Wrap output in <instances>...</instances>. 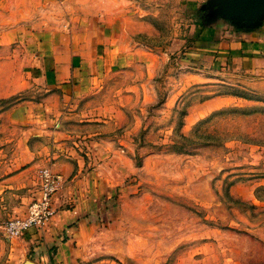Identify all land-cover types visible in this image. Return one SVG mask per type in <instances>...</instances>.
I'll list each match as a JSON object with an SVG mask.
<instances>
[{
  "label": "rangeland",
  "instance_id": "374dc122",
  "mask_svg": "<svg viewBox=\"0 0 264 264\" xmlns=\"http://www.w3.org/2000/svg\"><path fill=\"white\" fill-rule=\"evenodd\" d=\"M208 1L72 0L69 15L90 8L126 59L62 128L83 173L103 181L77 264H264V75L206 67L198 32ZM34 93L0 100L5 140L20 133L7 116L14 104L47 96ZM17 145L0 146V181L44 159L16 155ZM30 174L0 193V264L33 260L3 229L38 197Z\"/></svg>",
  "mask_w": 264,
  "mask_h": 264
},
{
  "label": "crops",
  "instance_id": "0c3cea01",
  "mask_svg": "<svg viewBox=\"0 0 264 264\" xmlns=\"http://www.w3.org/2000/svg\"><path fill=\"white\" fill-rule=\"evenodd\" d=\"M81 6L82 15L75 17L69 15L75 11L72 0H0V100L28 91L47 94L44 100L16 102L7 115L20 133L6 140L0 134V146L17 141L16 155L29 153L44 159L2 179L0 193L33 171L30 175L36 178L39 197L38 172L45 167L67 179L65 190L55 200L57 215L45 229L31 230L21 238L24 248L33 249L31 259L37 264H77L80 259L79 245L87 237L95 204L93 189L103 181L91 182L92 173H83L78 149L66 142L73 136L62 128L86 113L88 107L82 104L88 98L108 90L105 78L120 73L126 61L105 24L92 21L86 14L91 9ZM198 35L205 48L199 56L206 67L231 63L246 73L264 75V20L256 29L246 30L207 17ZM138 56L129 55L130 65L140 60ZM34 139L40 142L38 147L30 146ZM70 151L76 157L65 155ZM15 240L20 239L11 241Z\"/></svg>",
  "mask_w": 264,
  "mask_h": 264
},
{
  "label": "built area",
  "instance_id": "2783aa9c",
  "mask_svg": "<svg viewBox=\"0 0 264 264\" xmlns=\"http://www.w3.org/2000/svg\"><path fill=\"white\" fill-rule=\"evenodd\" d=\"M40 179L39 197L31 204L28 215L10 219L4 226V232L10 239H21L31 230L45 229L57 215L55 200L67 185V179L56 173L52 167H45L38 172Z\"/></svg>",
  "mask_w": 264,
  "mask_h": 264
},
{
  "label": "water",
  "instance_id": "95a60500",
  "mask_svg": "<svg viewBox=\"0 0 264 264\" xmlns=\"http://www.w3.org/2000/svg\"><path fill=\"white\" fill-rule=\"evenodd\" d=\"M208 18H221L246 30H254L264 20V0H209L203 8ZM24 264H37L28 260Z\"/></svg>",
  "mask_w": 264,
  "mask_h": 264
},
{
  "label": "trees",
  "instance_id": "16d2710c",
  "mask_svg": "<svg viewBox=\"0 0 264 264\" xmlns=\"http://www.w3.org/2000/svg\"><path fill=\"white\" fill-rule=\"evenodd\" d=\"M201 27H203V24L200 25ZM230 112H238V110L236 109H230V110H225V111H222V112H219L217 113L214 117H218V116H221V115H225L226 113H230ZM213 119V118H212ZM205 123H208V121H205V122H202V124H205ZM211 139H213L215 136H209ZM182 140L184 141H188V138L186 137H182ZM182 150V149H181ZM187 152H192V149L189 151L187 150Z\"/></svg>",
  "mask_w": 264,
  "mask_h": 264
}]
</instances>
